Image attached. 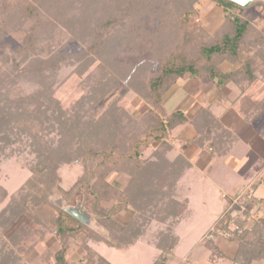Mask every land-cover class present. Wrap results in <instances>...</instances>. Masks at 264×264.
<instances>
[{"label":"rangeland","instance_id":"1","mask_svg":"<svg viewBox=\"0 0 264 264\" xmlns=\"http://www.w3.org/2000/svg\"><path fill=\"white\" fill-rule=\"evenodd\" d=\"M188 1L185 0V3L180 5L177 0H43V6H40L41 0L37 2L32 0V3H39L40 6L39 11L34 12L37 18L43 17L38 22L25 18L26 0H0V123L9 120L10 124L7 125L9 129L6 126L4 129L5 135H11L10 132L14 131L12 134H16L18 141L16 145L13 144L15 137L12 135L11 144L10 142L4 144L5 135L0 136V145L4 144L6 148L5 153L0 154V211L29 178V169L36 164V155L39 154V150L44 149L42 147L44 145L55 148L60 144L63 153L69 156L59 165L60 186L67 190L75 183L82 174L83 166L75 153L80 151L77 149L79 141L76 137L74 139V131L70 128L77 123L80 115L96 132L94 142L98 147L95 151L100 147L108 148L114 141H118L122 148L120 151L127 153L128 143L134 137L140 138L142 131L147 127L146 114L150 110L144 99L134 92L135 85H141L145 76L138 74L128 76L127 68L152 59L151 54L154 51L151 45L155 44L153 39L156 31H159L160 25L164 23L174 26L179 13L187 9ZM260 5L258 2L251 3L248 7L242 8L238 16L248 19L260 32L261 42L257 41L258 38L254 42L261 46L264 52V5ZM193 8L197 13L190 19V25L203 29L210 36L218 20L223 21L224 14L221 13L219 6L208 0H197ZM232 12L238 13L236 9ZM109 21L115 23L106 27L105 24ZM32 39L35 41L39 39L34 48L30 45ZM54 56L59 57L51 75L43 83H36L35 78L30 75V67L35 65L39 72L41 61L43 63L52 61ZM244 59L245 56L242 55L240 61L243 62ZM255 64L258 66L255 70L260 69L261 74H264V56L256 58ZM97 65L109 67V73L114 76L103 78ZM227 65L228 62H224L221 67ZM33 74L36 75L35 72ZM110 77L116 78L118 83L116 86L119 88L99 95L98 87ZM169 92L162 102L167 114L182 105L180 95H176L178 97L176 100L173 98L170 101ZM56 104L61 112L53 110ZM57 121H62L60 126ZM176 139L177 136L170 133L163 140L145 143L139 155L140 161L146 162L150 159L156 148L163 151L165 147L179 146ZM237 155L243 157L242 153L237 152ZM137 160L131 161L132 165L139 164ZM240 162L239 165L244 166V168L241 166V170L230 157L220 163L213 174L211 173L216 186L208 178L201 176L191 178L190 175L182 181L183 184L173 189L175 191L173 198L178 199V202L175 201L176 211L185 213L188 207L186 201L188 199L184 198L185 193L189 194V211H186L185 221H180L175 232V226L171 225V229L178 237V245L168 256V264H193L197 252L203 250L206 251L200 253L201 256L198 255L197 264H230L228 260L235 258L232 257L234 252L239 253L243 248L238 242H232L231 234L215 235L212 241L205 242V238L220 220L221 215L228 214L226 212L229 203L219 197L220 191L232 198L247 186L248 181L243 170L254 163L253 155L247 153ZM184 169L183 167L182 172ZM144 170L146 166L130 171L128 176L124 174L125 184L120 181L118 186L114 185L118 183V173L108 174L105 181L119 192L129 184L131 174L134 175L135 181ZM172 177L173 175L165 179L162 185L163 188L168 186L167 192L172 188L169 184ZM226 178L229 182L225 180ZM129 188L131 189L130 186ZM147 188L145 186V189ZM2 193H5L4 196ZM116 196L113 195L101 202L105 211H110L113 206L118 205ZM50 198L52 204L65 211L75 207L79 201L78 195H75L68 201L73 205L68 203V206H64L57 193ZM128 210L133 212L130 208ZM238 211L241 214L240 208ZM142 213L135 225L139 227L138 229L144 228V235L123 253L103 244L94 245L95 243L89 240L84 232L73 234L67 241L69 245L67 257L70 264H90L88 257L91 255L87 249L94 252L91 264H151L160 254L155 242L161 235L165 236L163 233L170 222L174 223L175 220L164 221L165 219H162L164 213L159 214L156 209L150 215L145 211L143 215ZM260 221L250 214L245 219L246 227H249L251 222L258 224ZM85 225L108 237L116 235L115 230H103L94 220L87 221ZM24 226L32 229L34 224L20 216L8 228H0V240L11 238ZM14 247L15 245L7 242L3 248V255L8 256L10 251L14 252ZM204 247L205 249H202ZM218 247L223 251L224 257L217 254ZM58 249L59 243L52 235H48L43 241L31 244L18 259L22 264H53V255ZM95 252L103 257L104 263ZM190 253H194L195 256L187 260ZM256 262L264 264V258L257 259Z\"/></svg>","mask_w":264,"mask_h":264},{"label":"trees","instance_id":"2","mask_svg":"<svg viewBox=\"0 0 264 264\" xmlns=\"http://www.w3.org/2000/svg\"><path fill=\"white\" fill-rule=\"evenodd\" d=\"M33 1L37 2L38 0ZM177 1L180 2V5L185 3V0ZM196 1L189 0L187 2V9L179 13L174 26L167 25V23L160 25V32L156 31L154 35L155 44L151 45L154 51L151 54V60L133 64L132 67L127 68V72L125 71L128 76L133 74L145 76V80L141 85H135L134 89V92L140 95L150 106V110L146 114L148 124L142 131V136L132 138L128 143L127 153L120 151L122 148L118 141H114L108 148L104 149L102 147L101 149L100 147L95 151L98 147V144L94 142L96 141V132L92 126L86 124L84 117L80 115L76 120L77 123L70 129L74 131V139L76 137L79 141L77 149L80 151L75 153L81 159L80 163L83 169L82 174L67 190L60 186L59 165L61 161H65L69 157L68 154L63 153L60 144L55 148H50L47 145L42 146L44 149L39 150V154L36 155V164L29 169V178L11 196L7 206L0 211V228L2 229L8 228L20 216H24L33 222L34 227L32 229L25 226L21 227L11 238L0 240L2 246L0 249V264H22L18 257L20 258V255L31 244L43 241L48 235H52L59 243V249L53 255V264H70L67 257L69 247L67 241L77 232L86 233L87 238L95 244H103L109 248L126 251L144 235V228L138 229L139 227L135 225L141 212L144 213L145 211L150 215L155 209L159 211V214L164 213V217H162V219H165L164 221L175 220L174 223L170 222L163 233L165 236L167 234V237L161 235L155 242L160 254L153 264H168V256L178 245V237L171 229V225L174 227L181 213L180 210L176 211L178 199L173 198L175 194L173 189L175 190L177 187V179L184 164L181 163L182 158L180 157L173 162H169L165 155L169 148L166 147L163 151L158 150V148L154 149L150 159L146 162H141L139 159L145 143L165 139L176 126L184 121L179 111L171 114L165 112L162 105L164 96L179 79L186 75L200 81L215 83L218 87L230 81H236L240 76H246L251 80L255 69L258 67L255 64V59L264 56L261 46L255 44L256 38L259 42L262 40L259 35L260 32L248 19L238 16L240 11L243 10L241 7L226 0H208L221 7L224 14L221 25L209 36L203 29L194 28L190 25V19L197 13L193 8ZM26 2L27 4L24 3L27 10L25 18L38 22L42 20L43 17L41 19L37 18L38 16H35L36 13L34 14V12H38L39 7L43 6V0L39 2L40 6L39 3H32V0H26ZM258 3L264 5L263 2ZM233 9H236L238 13L232 12ZM114 23L109 21L106 22L105 26H113ZM38 40L32 39L33 42H30V45L34 48ZM242 55L245 56L243 62L240 61ZM58 57L54 56L53 60L49 62L43 63L41 61L39 72L36 70L35 65L30 67V75L35 78L36 83H43L51 75ZM224 62H228L229 65L239 64L240 67L236 71L225 72L221 67ZM108 68L103 65L102 67L98 66L103 78L114 76L109 73ZM34 72L37 78L34 76ZM110 78L98 87L99 95L117 87L116 78ZM53 110L60 111V107L56 104L53 106ZM196 119H199V122L198 120L193 121L195 128H198L204 134H208L207 137L215 132V139L221 140L218 131L213 129L215 121L209 115L204 113ZM61 122L57 121L59 126ZM197 123H200V126ZM9 124V120L3 121V123L1 121L0 136L1 134L5 135L4 129ZM7 128L9 129V127ZM10 133L11 135L4 136V144L8 142L11 144L10 137L14 131ZM15 135L13 136L15 137ZM16 140L15 137L13 143L15 145L18 143ZM218 140H211L206 147L217 149L219 147ZM4 144L3 146L0 145V154L5 153ZM216 144L218 145L216 146ZM135 160L139 163L136 166L132 165L133 162H131ZM142 166H146V170L143 171L141 176L139 175V178L137 176L135 181L133 179L134 175L131 174L129 184L122 191H116L105 181L110 173H123L128 176L130 171L132 172ZM171 175L174 177L169 182L172 188L167 192L168 186L163 188L162 185L168 177L171 178ZM145 186L148 187V190L145 189ZM54 193L59 195L64 206H68V203L70 204L69 199L72 200L75 195H78L79 201L76 202L77 204L75 203L76 206L85 211L103 230L113 229L116 231V235L108 237L105 234L93 231L63 208L52 204L50 197ZM4 194L2 193L3 196ZM113 195H117L118 205L113 206L110 211H105L101 206V202ZM248 198L246 194L240 197L239 204L245 208L240 215H237L238 206L231 208L228 206V212H226L228 214L221 215L220 220L214 226L215 229L226 231H228L227 227L231 222L239 226L238 231H229V233L232 235H230L232 242L236 241L243 247L237 253V261L240 264H251L252 260L264 258V226L260 227L256 223L246 227L245 219L248 217V211L252 203V200ZM127 208L132 209L134 215L126 224H121L115 219V216ZM7 242L15 245L14 252L10 251L8 256L3 255V248L7 245ZM87 251L91 255L88 257L91 264L94 252L90 249H87Z\"/></svg>","mask_w":264,"mask_h":264},{"label":"crops","instance_id":"3","mask_svg":"<svg viewBox=\"0 0 264 264\" xmlns=\"http://www.w3.org/2000/svg\"><path fill=\"white\" fill-rule=\"evenodd\" d=\"M219 9L223 13V9L221 7ZM221 23L222 20H218L213 30H217ZM239 67V64L227 65L222 66V70L225 72L236 71ZM242 77L240 76L238 80L230 81L218 87L215 83L200 81L186 75L173 85V88L169 92V100L171 101L173 98L176 100L177 96L180 95L182 105L180 108L176 107L168 114L179 111L184 121L170 132L172 136H177L176 140L179 146H170L165 155L169 162H173L178 157L182 158L181 163L184 164L185 169L183 172L181 171L179 180H177L178 187L190 175L191 178L195 176L208 178L215 185L216 182L211 173L213 174V171L227 157L233 159L238 167L240 166L239 169L241 170L244 166L242 164L239 165V162L247 153L248 155L252 154L254 163L245 167L246 173V170H243L244 175H246L245 179L248 182L246 188L240 194L243 195L248 193V191H252V195L248 198L252 200L248 215L250 216L251 214V217L259 218L261 221L258 225L262 227L264 226V74H261L259 69L254 71L251 80L246 76ZM204 113L215 121L213 129L214 131H218L221 140L215 139V132H212L210 137H207L208 134L202 133L201 130L195 128L193 125V121L198 120L199 122V119L196 118ZM200 123H197V125L200 126ZM211 140H218L219 145L216 144V146L218 145L219 147L217 149H208L206 147ZM237 152L238 154L242 153L243 157L238 156ZM117 176L119 180L114 185L118 186L120 181L125 184L126 176L122 173H118ZM225 180L228 181L229 179L226 178ZM225 180L222 181L225 182ZM220 193L222 194V191ZM221 194L219 195L220 198ZM184 198L188 199L186 200L188 202V210L186 209L185 213L181 211V218L174 225V232L177 230L180 221H185L186 211H189V194L185 193ZM128 209L120 211L115 216V219L121 224H126L134 215V212L131 213ZM125 219L128 220L126 221ZM89 220L92 221L93 219L90 217ZM251 224L253 223L251 222ZM202 249H205V247ZM218 249L217 254L224 257L221 248L218 247ZM203 251L197 252L196 256L194 253H190L187 256V260L195 256L193 259L195 261L192 263L197 264L199 262L198 255L201 256L200 253ZM97 255L101 259V262H103V257L98 253ZM232 257V259L228 260L230 264H240L237 261V252H234ZM251 264H258V262L252 260Z\"/></svg>","mask_w":264,"mask_h":264},{"label":"built area","instance_id":"4","mask_svg":"<svg viewBox=\"0 0 264 264\" xmlns=\"http://www.w3.org/2000/svg\"><path fill=\"white\" fill-rule=\"evenodd\" d=\"M248 197H250L252 195V191H248V193H245ZM242 196V194H238L236 195L235 197H228L226 194L222 193L221 195V198L223 200H227L228 203H229V207H233V206H238L241 210V213L245 210L244 206L240 205L239 203V200H240V197ZM237 215H240L239 211L237 212ZM231 225V226H230ZM230 225L227 227L228 231L226 230H222V229H215L213 228L209 235L205 238V242H208V241H212L213 238L215 237V235H227L229 236V231H236V230H239V227L237 225H234L232 222L230 223ZM233 225V226H232Z\"/></svg>","mask_w":264,"mask_h":264},{"label":"water","instance_id":"5","mask_svg":"<svg viewBox=\"0 0 264 264\" xmlns=\"http://www.w3.org/2000/svg\"><path fill=\"white\" fill-rule=\"evenodd\" d=\"M226 1L231 2L241 8H246L251 3H254V2L264 3V0H226ZM66 212H68L71 216H73L75 219L82 222L83 224H86L87 221H89L90 219V216L78 206H75L73 208H68L66 209Z\"/></svg>","mask_w":264,"mask_h":264}]
</instances>
